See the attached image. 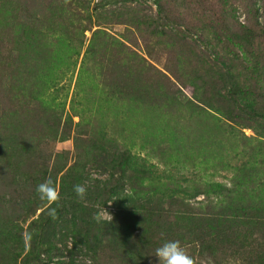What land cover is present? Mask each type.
<instances>
[{"label": "trees", "instance_id": "16d2710c", "mask_svg": "<svg viewBox=\"0 0 264 264\" xmlns=\"http://www.w3.org/2000/svg\"><path fill=\"white\" fill-rule=\"evenodd\" d=\"M84 1L55 0L54 6L46 4L32 15L8 10L0 0V70L4 64L13 70H1L13 110L5 104L0 116V264H50L64 257L56 245L60 233L64 241L70 239L69 264L81 243L91 253L90 264H157L155 249L168 240L179 241L194 263L196 258L207 264L219 257L222 263L264 264V30L259 28L258 8L250 10L253 24L246 25L234 20L224 3L220 12L207 15L205 27L189 29L210 34L199 41L204 40L217 68L204 61L200 68L189 65L184 73L171 51L168 60L174 63L159 69L134 49L135 34L141 38L144 32H164H156L150 18L112 7L136 0H98L92 9ZM152 2L154 22L165 21L175 32L169 41L188 23L178 7L198 9L200 4ZM95 21L98 27L123 25L127 36L119 39L104 28L93 31ZM86 32H91L90 38ZM76 70L74 100L91 89L104 103L131 105L156 116H175L183 108L200 116L214 108V101L225 99L239 112L240 122L261 126L258 140H253L248 160L233 168L227 185L193 180L191 187H183L173 177L162 180L131 147L116 148L73 106L72 114L65 113L66 100L60 101L59 95L64 88L59 85L72 80ZM184 86L191 89L187 99ZM74 117L79 121L73 124ZM72 125L76 160L63 162V153L46 160L44 147L67 140ZM146 139L141 147L149 144L153 157L172 162L170 144L159 137ZM240 153L246 156L244 150ZM86 159L100 164L105 175L89 187ZM222 160L215 162L214 170L226 167L220 166ZM204 163L209 161L203 158ZM9 169L14 182L1 179ZM48 178L60 194L56 203L42 201L35 191ZM76 184L86 188L85 202L81 199L86 193L80 198L73 191ZM199 195L203 201L195 206L192 200ZM95 205H110L116 214L110 220L99 219ZM49 207L56 209L55 218L48 214Z\"/></svg>", "mask_w": 264, "mask_h": 264}, {"label": "rangeland", "instance_id": "374dc122", "mask_svg": "<svg viewBox=\"0 0 264 264\" xmlns=\"http://www.w3.org/2000/svg\"><path fill=\"white\" fill-rule=\"evenodd\" d=\"M194 1V0H190ZM200 4L197 5L196 9L192 5H189L187 9L184 6H179L177 10L182 13L187 20V26L181 28L179 27V33L177 38L168 40V36H173L175 32H170V29L166 27L165 21H156V8L153 5L152 0H136L128 2L125 5L112 6L117 7L120 11H123L129 15H138L139 17L144 16L151 23L157 27L156 32L163 30L162 34H148L143 33L141 38L135 34L133 39L136 46L135 50L142 54L157 68L162 69L164 66H170L168 62H173L168 60L169 51L173 52V56L176 54L177 58L182 62L179 63L180 72H189V68H197L202 66L204 61L206 64L216 69L215 63L212 64V58L209 56L208 47L203 42L201 38H204L209 33L199 31L196 34V30L192 33L189 29L192 28H202L207 24V15L210 12H220L221 6L225 3L226 8L231 12L234 20L237 22L250 25L253 24L251 19V14L249 12L251 9L258 8V22L259 28L264 30V0H195ZM89 4V9H92L98 2V0H86L84 1ZM251 2L252 7L249 6ZM5 4L8 10L15 9L17 13L28 12L29 14H34V11L41 10L46 4L54 6L55 0H1V4ZM58 3V1H57ZM1 6V5H0ZM253 13V12H252ZM26 14V15H29ZM31 16V15H30ZM10 17H8L9 19ZM95 21L92 30L97 28H104L111 35L117 38H124L127 36V31L123 25L112 24V25H102L97 26ZM151 25V24H150ZM178 27V26H177ZM187 27V28H186ZM151 30V29H149ZM167 34V36L165 34ZM87 38H90L91 32L85 33ZM210 35V34H209ZM143 40V41H142ZM145 40V41H144ZM261 53L264 59V43L261 44ZM149 55H151L149 57ZM199 59V63L196 61ZM198 67V68H200ZM4 70L6 74H9L13 70L8 68L4 64ZM0 70V116L2 109L7 104L8 111L13 110V102L8 98L6 89L9 87L5 86L7 78L2 79L5 73ZM70 77V76H69ZM77 77V70L72 77V80L66 78L59 86H63V90L60 92V101L66 100L65 113H71L73 111L78 114H82L84 119L94 125L96 130H101L104 132L106 138L112 140L116 148L121 151L132 148V153L136 154L140 158L144 159V163L153 172L154 176L166 180L167 177H173L177 180L183 187L192 186V181H202V182H218L222 184H229L233 168L239 166L242 162L248 160L249 150L253 145V140H258L261 126L256 122H240L236 115L239 112L232 103L227 102L225 99H221L213 102V109H206L207 111L198 116L192 113L189 109L183 108L175 116L172 114H167L164 116H156L148 111H139L136 107L131 105H126L120 103L116 105L113 102L104 103L100 100L99 95L93 93L91 89L86 93H79L77 97L74 98V92L76 89L74 84ZM5 86V87H4ZM221 86V85H220ZM186 99L191 96V89L185 87ZM66 97V98H65ZM85 97V98H84ZM82 102V104L80 103ZM73 106V111H72ZM216 108L220 111H217ZM65 119H62V122ZM79 119L77 117L73 118V124L77 123ZM1 117H0V127H1ZM242 124H246L243 126ZM73 126V125H72ZM74 126L71 129L70 136L67 140L54 142L44 147V153L46 155V160L51 158L57 153H63V162L66 161L72 164L76 160V149L74 147ZM144 136H146L144 138ZM152 136L159 137V140H164L171 145L173 159L169 164L162 163L158 158L153 157L150 154L151 146L146 144V139L148 142L151 141ZM245 137H248L246 140ZM246 144H250L244 146ZM245 148V149H244ZM244 150L246 156L244 157L240 152ZM45 157V156H44ZM203 158L209 161V164H201ZM222 160L221 165L226 167L213 169V165L216 161ZM174 163V164H173ZM50 166L51 162H47ZM196 165V166H193ZM201 164V165H198ZM100 164L94 163L91 159H86L84 162V173L88 179L85 186H92L98 179L102 180L104 174L99 169ZM154 166V167H150ZM196 167V168H193ZM3 171V170H2ZM4 175L1 179L9 180L14 182L15 176L12 170H4ZM15 172V171H14ZM86 179V180H87ZM184 179L189 180V183L184 181ZM191 182V183H190ZM197 183V182H195ZM88 192L86 191V196L81 201L87 200ZM3 201V200H1ZM193 204L197 206V202L203 201V196L199 195L195 200H192ZM197 203V204H196ZM110 206V205H109ZM99 208L98 205L94 207V213L98 214V218L102 220H110L116 213V210L112 207ZM39 212V211H38ZM95 215L92 214V217ZM28 223V221H27ZM22 224L25 230L26 225ZM64 233H60L56 237V245L61 250L62 256L55 257L50 264H69L70 259L68 258V251L71 248L70 239L64 241ZM27 246L25 245V250ZM20 248H18V251ZM85 254V255H84ZM0 256H3L0 253ZM7 256V255H6ZM91 253L85 250L84 244H79L75 250V256L73 257V264H90ZM9 257V255H8ZM202 262L196 258L195 263ZM207 264H232V262L222 263V258H215L214 261H210ZM201 264H204L203 262ZM241 264V263H238Z\"/></svg>", "mask_w": 264, "mask_h": 264}, {"label": "clouds", "instance_id": "9594fccd", "mask_svg": "<svg viewBox=\"0 0 264 264\" xmlns=\"http://www.w3.org/2000/svg\"><path fill=\"white\" fill-rule=\"evenodd\" d=\"M35 191L42 201L56 203L60 199V194L57 192L51 178L39 183ZM73 191L78 197L83 198L86 193V188L83 185L76 184L73 185ZM48 214L55 218L56 209L49 207ZM154 256L156 257L157 264H194L193 258L186 253L177 240L163 242L155 249Z\"/></svg>", "mask_w": 264, "mask_h": 264}]
</instances>
